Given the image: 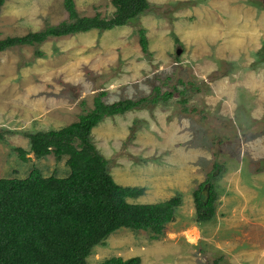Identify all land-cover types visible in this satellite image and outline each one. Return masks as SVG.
Masks as SVG:
<instances>
[{"label": "rangeland", "instance_id": "obj_1", "mask_svg": "<svg viewBox=\"0 0 264 264\" xmlns=\"http://www.w3.org/2000/svg\"><path fill=\"white\" fill-rule=\"evenodd\" d=\"M73 1L81 16L114 15L110 0ZM146 2L123 26L0 51V178L33 167L66 176L67 156L35 158L27 134L77 121L101 91L111 103L152 98L158 87L169 99L105 116L89 139L118 184L144 188L129 202L179 196L181 204L161 235L115 229L87 263L139 256L140 264H264V0ZM67 16L63 0H5L0 39ZM215 162L216 215L201 224L192 191ZM37 222L20 224L16 236L41 235Z\"/></svg>", "mask_w": 264, "mask_h": 264}, {"label": "trees", "instance_id": "obj_2", "mask_svg": "<svg viewBox=\"0 0 264 264\" xmlns=\"http://www.w3.org/2000/svg\"><path fill=\"white\" fill-rule=\"evenodd\" d=\"M114 15L110 18L81 16L73 0H63L67 20L46 25L38 31L0 39V51L21 45L40 44L48 37L109 30L123 26L146 9V0H110ZM5 0H0V7ZM139 44L147 52L145 30H138ZM41 52L37 51V54ZM152 98L119 99L105 103L101 91L93 100V107L58 129L39 130L27 134L30 152L35 158L53 154L56 159L67 156L69 173L44 176L33 167L26 177L0 178V264H88L92 248L102 244L118 228L148 231L153 237L161 235L166 224L173 220L181 204L179 196L156 202H129L144 188L118 184L107 170V161L91 144L89 136L103 117L113 116L140 106L144 102L169 99L170 92ZM22 160L28 159L23 148H15ZM262 161V160H261ZM260 161V162H261ZM221 164L214 163L206 178L192 191L196 220L211 222L216 215L217 191L215 179ZM37 220L34 227L41 235L16 236L22 223ZM140 257L124 259L110 256L96 264H140Z\"/></svg>", "mask_w": 264, "mask_h": 264}, {"label": "water", "instance_id": "obj_3", "mask_svg": "<svg viewBox=\"0 0 264 264\" xmlns=\"http://www.w3.org/2000/svg\"><path fill=\"white\" fill-rule=\"evenodd\" d=\"M176 52H177V54H178V53L180 52V49H179V50H177Z\"/></svg>", "mask_w": 264, "mask_h": 264}, {"label": "crops", "instance_id": "obj_4", "mask_svg": "<svg viewBox=\"0 0 264 264\" xmlns=\"http://www.w3.org/2000/svg\"><path fill=\"white\" fill-rule=\"evenodd\" d=\"M128 201V200H127Z\"/></svg>", "mask_w": 264, "mask_h": 264}]
</instances>
